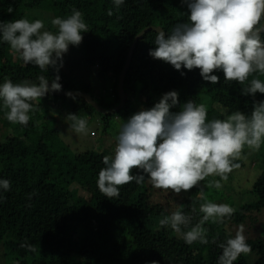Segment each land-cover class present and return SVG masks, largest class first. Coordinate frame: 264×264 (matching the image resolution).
<instances>
[{
	"label": "trees",
	"instance_id": "1",
	"mask_svg": "<svg viewBox=\"0 0 264 264\" xmlns=\"http://www.w3.org/2000/svg\"><path fill=\"white\" fill-rule=\"evenodd\" d=\"M73 9L83 14L89 31L82 33L79 46L70 47L79 55V65L90 70L97 86L90 83V75L77 77L73 71L68 73L61 67L58 73L52 68L42 73L37 66H25L3 41H0V84L5 79L38 83L40 75L51 81L58 74L61 90L85 92L99 106L115 107L119 103L117 77L134 37L149 26H159L166 34L170 33L189 14L180 0H125L119 9L112 0H0V21L29 20L30 14L36 16L37 11L52 19L66 18ZM46 29L56 31L49 26ZM156 34L153 31L145 34L133 51L124 79V108L109 116L99 114L105 132L115 117L127 121L138 111L151 108L169 91H176L180 102L172 112L180 110L190 99L199 103L202 94L209 96V120L224 119L237 110L250 114L253 100H264L259 93L255 97L242 95V86L225 83L222 72L213 73L220 77V82L210 84L201 78L198 69L177 71L170 64L153 59L149 50L155 47ZM137 94L139 98L135 97ZM42 99H53V105L67 101L69 114L80 109L95 112L80 98L45 95ZM35 108L27 126H8L11 123L7 125L4 121L5 127L0 126V133L6 127L18 129V135H6L0 142V179L10 180L12 185L9 191L0 192L4 197L0 202V249L4 250L5 264H217L222 254L218 243L234 237V232H229L231 226L254 224L258 217L264 218V147L247 158L259 173L251 189L255 201L236 208L223 224L206 222L203 227L207 229L209 243L187 245L170 227L159 226V220L170 214L163 204L153 202L154 187L147 175L140 184L133 181L120 187L119 197L106 198L97 187L106 151L74 154L55 128L46 122L39 123L40 102H36ZM0 114L5 117L2 106ZM28 133L35 138L34 150L26 142ZM236 163L244 166L243 159ZM133 174L137 171L133 170ZM203 189L201 182L186 197H178L182 210L192 216L193 225L203 215L199 205L210 202L200 199ZM193 207L195 212L191 211ZM174 208L177 209V204ZM263 227L264 223L260 224L257 237L247 238L251 254L241 255L234 264H264V237L260 235ZM25 243L33 245L35 251L21 246Z\"/></svg>",
	"mask_w": 264,
	"mask_h": 264
},
{
	"label": "clouds",
	"instance_id": "2",
	"mask_svg": "<svg viewBox=\"0 0 264 264\" xmlns=\"http://www.w3.org/2000/svg\"><path fill=\"white\" fill-rule=\"evenodd\" d=\"M115 8L125 0H112ZM188 9L187 20L177 23L170 33L157 31L155 47L149 50L153 59L170 64L175 70H199L201 78L210 84L220 82L216 72H222L225 83L241 85V94L264 95V0H180ZM12 9H9L11 13ZM108 11V15H112ZM51 25L56 31L45 30L43 20L18 19L0 21V41L17 53L25 66H37L41 72L52 68L59 72L69 45L79 46L82 33L89 31L83 14L73 9L66 18L55 17ZM184 73L182 72L181 75ZM59 75L49 80L37 77L38 83L25 80L14 83L5 79L0 84V106L11 124L27 126L36 102L50 91L58 92L62 85ZM70 95V94H67ZM178 93H164L151 108L142 109L119 126L112 155L103 156L105 165L99 173L97 187L106 198L120 195V187L135 181L140 184L147 175L156 189L179 195L198 188L208 177V187L221 188L229 174L240 167L236 161L244 158L245 149L259 151L264 144V100H253L250 114L239 110L226 118L208 119L205 103L192 99L180 110ZM74 132L87 134L88 121L76 114H68ZM133 170L137 174H133ZM11 181L0 179V192L11 189ZM200 199L205 200L201 191ZM0 195V202L3 200ZM183 206L159 220L160 227H170L185 244L209 243L206 222L223 224L236 209L227 203L205 202L199 205L202 218L192 224V216ZM192 212L196 208L191 209ZM216 243V240H213ZM35 251L30 244H22ZM222 249L217 264H234L241 255H249L243 226L234 237L217 245ZM155 264V262H153Z\"/></svg>",
	"mask_w": 264,
	"mask_h": 264
},
{
	"label": "rangeland",
	"instance_id": "3",
	"mask_svg": "<svg viewBox=\"0 0 264 264\" xmlns=\"http://www.w3.org/2000/svg\"><path fill=\"white\" fill-rule=\"evenodd\" d=\"M36 19L44 21L45 30H47L46 28L48 26L52 29H55V27L51 25L52 17L47 15V13L37 11L36 16L34 14L31 16L30 14V22ZM78 56L79 55L75 54V51L69 45L67 53L63 56V64L61 68L66 69L68 73L73 71V75L77 77H83L84 75H86L85 77H87L90 75V83H92L94 86H97L95 80L91 79V72H89L90 70L88 71V69L86 70L83 65V67L79 65L81 63L78 62L81 61H78ZM94 97L96 100L100 101V97L97 94H94ZM135 97L139 98L138 94ZM132 99L133 101H136L134 98ZM104 100L107 101V99L105 98ZM53 102L55 103L53 99H41V110L38 111V120H41V122L39 123L46 122L49 124H47L49 127L55 128L58 131L59 138L65 145L68 146L71 152L76 154L88 150H94L106 151L107 155L113 154L116 143V136L118 134L120 124L124 122L123 119H121L120 117H115L114 119H112L110 121V127L108 128L107 132H105L98 113L92 112L91 110L87 109H80V111H78L76 115L78 117L86 118L88 121L87 134H80L72 130V122L67 119V116L69 114V109L67 106H65L67 104V101H65L64 103L63 101H57V104L54 105ZM199 103H205L207 105V108H209V96L202 94L200 96ZM3 121L5 124L10 123L7 121L6 116L2 118L0 114L1 127L3 125ZM8 126H13V124H10ZM3 127L5 126L3 125ZM10 134L18 135V129L15 130L11 127H6L0 133V142H3L5 136ZM25 139L29 148L34 150L35 138L28 133ZM262 147H264V144H262L261 148ZM252 152L253 151L245 149L244 158H242L244 166L234 169L229 174L226 183L221 181V184L223 185L221 188L217 189L214 187H208L210 181L218 180L219 177H208L205 181H202V184H204V189L202 190V192L206 198V201L209 200L213 203H227L235 209L239 206L255 201V197L253 196L251 189L252 184L257 179L259 173L257 170H254L252 163L253 161H250L251 164H249L248 162L247 158L251 156ZM191 190L188 192L182 191L179 195H176L170 190L165 191L153 188L152 200L154 203L158 202L160 204H163L166 208V211L171 214L172 212L177 210L174 208L175 204H177V208L179 205H181L179 203L178 197H186L187 194L191 192ZM257 219L258 220L255 221L254 224L248 222L243 226L244 235L246 236V238H255L259 235L260 224L264 223V218L260 216ZM238 227L239 226H231V228H229V232L233 231L235 235ZM260 235L264 237V227L260 232ZM252 260L253 257L250 261ZM5 261L4 250L0 249V264H5Z\"/></svg>",
	"mask_w": 264,
	"mask_h": 264
},
{
	"label": "water",
	"instance_id": "4",
	"mask_svg": "<svg viewBox=\"0 0 264 264\" xmlns=\"http://www.w3.org/2000/svg\"><path fill=\"white\" fill-rule=\"evenodd\" d=\"M162 29L159 26H149L141 30L133 39L132 43L129 46L125 62L123 64V67L117 77V93H118V99L119 103L112 108H103L99 106L93 98L85 92H79V91H73V90H60L58 92H52L50 91L46 95L56 96V97H68V98H80L86 101V103L98 114L102 116H109L115 113H118L120 110H122L126 104V95L124 92V79L127 74V71L129 69V66L131 64L133 51L140 39L143 38L145 34H147L150 31L156 32L158 30ZM70 94V95H67Z\"/></svg>",
	"mask_w": 264,
	"mask_h": 264
}]
</instances>
